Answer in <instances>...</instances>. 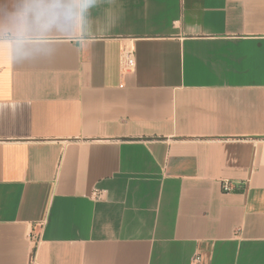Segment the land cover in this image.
Returning <instances> with one entry per match:
<instances>
[{"label":"crops","instance_id":"0c3cea01","mask_svg":"<svg viewBox=\"0 0 264 264\" xmlns=\"http://www.w3.org/2000/svg\"><path fill=\"white\" fill-rule=\"evenodd\" d=\"M49 41L0 33V264H264V0H96Z\"/></svg>","mask_w":264,"mask_h":264},{"label":"clouds","instance_id":"9594fccd","mask_svg":"<svg viewBox=\"0 0 264 264\" xmlns=\"http://www.w3.org/2000/svg\"><path fill=\"white\" fill-rule=\"evenodd\" d=\"M96 0H18L15 9L0 24L15 46V54L27 60L49 54V34L83 27Z\"/></svg>","mask_w":264,"mask_h":264},{"label":"built area","instance_id":"2783aa9c","mask_svg":"<svg viewBox=\"0 0 264 264\" xmlns=\"http://www.w3.org/2000/svg\"><path fill=\"white\" fill-rule=\"evenodd\" d=\"M122 64H123V68L125 70H132L135 64L134 61V55H133V51L132 50H125L122 52ZM224 189L228 190L229 187V183L227 181L224 182ZM92 194L94 195L95 198H100L102 196V192L99 190H94L92 192ZM199 263V256H195L193 258V264H198Z\"/></svg>","mask_w":264,"mask_h":264}]
</instances>
